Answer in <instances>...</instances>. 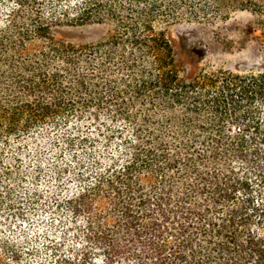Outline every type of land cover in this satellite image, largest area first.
Segmentation results:
<instances>
[{"label":"trees","instance_id":"16d2710c","mask_svg":"<svg viewBox=\"0 0 264 264\" xmlns=\"http://www.w3.org/2000/svg\"><path fill=\"white\" fill-rule=\"evenodd\" d=\"M49 1L0 0L16 4L0 27V264H264V72L183 78L158 25L196 15L192 0H75L46 18ZM201 1L204 14L264 12ZM105 21L97 46L54 35ZM84 55L119 58L122 76L74 71ZM144 98L182 108L183 131H164L176 116L131 115Z\"/></svg>","mask_w":264,"mask_h":264},{"label":"rangeland","instance_id":"374dc122","mask_svg":"<svg viewBox=\"0 0 264 264\" xmlns=\"http://www.w3.org/2000/svg\"><path fill=\"white\" fill-rule=\"evenodd\" d=\"M74 2L75 0H51L44 7H39L38 10L48 18L52 12L62 14L66 8L74 6ZM15 5L13 3L4 12H0V27L2 29L10 27L11 12L7 10L15 8ZM190 5L195 7L196 15L190 16L184 12L178 17L165 18L158 25L159 30L164 32L170 40L175 65L183 78L194 80L200 76L218 74L226 70L236 73L264 72V12L234 9L218 15L217 13L204 14V11L202 12L204 1L192 0ZM25 10L29 14L33 11L36 12L35 7ZM160 10L163 12L166 8H160ZM26 19L25 22L29 25L28 18ZM113 28L114 25L110 21L83 24L63 22L55 26L54 35L58 39L84 48L106 42L113 32ZM52 61L56 66L62 64L58 58H53ZM150 61L151 59L145 61L146 66H151ZM101 62L107 63L110 76H122V73L117 69L121 64L120 59L114 58L109 61L104 55H84L73 65L74 71L91 74L98 71L97 67ZM163 106H165V102L162 99L152 106L149 99L144 98L137 102L132 101L128 112L138 118L147 114L155 121H164L176 116L177 122L173 124L175 128L169 126V130L165 129L164 131L170 134L179 131L178 129L183 131L184 126L179 125L183 118L182 108L174 107L169 111L163 109ZM94 112L101 118H108L109 124H115V118L107 111V108L94 110ZM203 114L206 117V112ZM89 115L90 112L83 108L81 115L74 121L82 118H84L82 121L76 122L88 121ZM119 125L129 129L126 122H119ZM157 125V123L154 124L155 127Z\"/></svg>","mask_w":264,"mask_h":264}]
</instances>
